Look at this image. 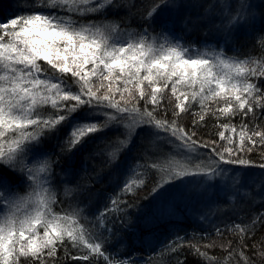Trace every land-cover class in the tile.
Instances as JSON below:
<instances>
[{"label": "snow or ice", "instance_id": "obj_1", "mask_svg": "<svg viewBox=\"0 0 264 264\" xmlns=\"http://www.w3.org/2000/svg\"><path fill=\"white\" fill-rule=\"evenodd\" d=\"M113 5L114 0H38L34 8L55 11L19 15L0 22V264H47L45 257L55 258L58 246L66 240L74 248L86 250L73 259L101 264V259L95 257L102 258V264H135L130 254L119 258L118 253L108 252L109 238L102 232L98 234L95 226L90 228L83 223L80 210L54 211L58 198L50 178L59 161L52 159L55 153L45 152L40 145L46 136L56 135L62 127L68 126L70 131L56 147L68 154L69 161L90 138L109 130L124 137L108 145L112 164L130 149L143 129L166 139L175 147V154L165 157L163 163L142 166L150 167L157 176L154 195L177 183L185 184L190 177L212 180L225 176L227 171L222 165L264 169V163L253 165L238 155L264 147V131L255 127L250 130L248 124H242L238 144L220 131V139L227 144L217 147V141L201 142L195 138L196 131L179 123L181 113L190 111L195 104H199L201 113L218 119L238 112L254 118L256 107L264 111L259 87L264 64L252 67L248 59L230 57L224 50H201L173 39L169 32L175 22L176 5L171 0L148 4L143 17L148 27L141 32L128 31L107 20L85 23L79 19L103 14ZM216 7L213 4L209 9ZM255 7L249 0H239L236 5L222 0L220 26L226 30L243 29L253 18ZM153 25L160 31L156 32ZM249 77H256V82H250ZM169 87L174 98V103L169 100L174 117L170 120L158 118L159 110L167 111L162 101ZM72 101L75 103H65ZM139 101H144L143 110ZM47 105L55 111H42ZM77 113L82 115L77 117ZM201 113H193L199 116V120H193L194 126L204 120ZM221 127L227 130L230 125L224 123ZM236 131L231 128L233 134ZM201 149H207V155ZM37 158L38 164H33ZM132 184L140 187L144 180H133L131 184L126 181L121 191H134ZM21 186L27 189L24 194H19ZM122 203V199L112 198L110 205L98 213L95 219L99 228L112 232L106 227L105 217L122 212ZM258 224H264V211L256 213L250 224L228 225L226 230H238L242 243L244 234L254 231ZM223 231L216 229L218 235ZM183 240L177 236L165 248L174 253ZM231 244L229 241L222 247L227 250ZM192 247L194 254L211 264L213 258ZM241 262L252 264L243 251L237 264Z\"/></svg>", "mask_w": 264, "mask_h": 264}, {"label": "trees", "instance_id": "obj_2", "mask_svg": "<svg viewBox=\"0 0 264 264\" xmlns=\"http://www.w3.org/2000/svg\"><path fill=\"white\" fill-rule=\"evenodd\" d=\"M135 1L140 4L143 9H139ZM198 2V8L191 12L187 9L184 10L181 7L173 8L174 24L170 25V32L174 35L177 28H181L184 31V35H178L181 40V44H191L195 45L196 48L201 50H224L228 56H235L239 59H248L250 61V66L259 67L264 64V0H249V2L256 5L253 8L254 16L248 20V23L241 30H237L235 27L231 30H226L221 27V15L219 11V5L222 0H195ZM154 2V0H114V5L106 9L103 14L88 15L81 19L83 22L95 21H111L119 23L120 26L128 31L141 32L144 28L148 27L147 22L143 19L147 5L146 3ZM176 0H171L172 4H175ZM224 2L236 5L239 0H224ZM38 0H0V22L6 23L9 19L16 18L19 15L36 14L40 12H49L55 10H49L46 8L33 7L37 4ZM217 5L216 8L210 9L209 12L206 11V7L209 8L210 5ZM10 14V15H9ZM9 15V16H8ZM156 32L160 29L153 25ZM178 32V31H177ZM170 35V34H169ZM248 37V39H245ZM254 62V63H253ZM44 64L43 61L40 62ZM256 77H249V81L255 83ZM259 87L262 89L260 94L261 101H264V77L259 80ZM76 90V89H74ZM174 99L171 95L165 93L162 104L167 111L163 109L159 110L158 118L173 119L172 115V105L169 100ZM65 103H75L65 102ZM143 106L144 101H139L138 106ZM149 109L152 108L151 104H148ZM212 107V105H211ZM215 108L216 105H213ZM212 107V108H213ZM46 113H51L55 111L50 105H47L42 109ZM193 113H201L199 104H195L190 111L181 113L179 117V123L182 124L187 129H193L196 131V139L201 142L204 141H217V147L227 144L226 140H221L219 137L220 131H225L226 136H231L233 140L238 144V139L236 138L241 130L242 124H248L249 129L264 131V111L259 107L255 108V117L249 114L247 117L241 115L239 112L234 116L229 117H219L213 116L210 113H201L204 115V120L199 123L198 126L193 125V120H199V116H194ZM77 117L82 115V113H77ZM228 123L230 125L229 129H223L222 124ZM258 126V127H256ZM236 128V134L231 132V128ZM143 129L134 139L138 138L142 134ZM69 127H62L56 135L46 136L44 142L40 147L48 153H55L52 156L53 160H58L53 168V174L50 178V186L55 192L58 203L53 206L54 211L60 212L62 209L76 208L80 210L82 222L86 223L88 227H96L97 232L103 233L105 237L113 239L115 243H111L112 246L107 243L106 250L110 253H118L119 258H124L131 255L135 264H209V261L205 258L200 257L198 254H194L193 245L201 252H206L208 257L213 258L211 264H237L239 261V253L241 251L252 261V264H264V224H258L254 231H250L244 234L243 242L241 243V233L237 231L229 232L226 230V226L220 225L225 220L235 221L239 217L238 221L245 219H252V217L260 212L264 211V199H260L262 192H257L256 194L252 192L251 188L248 187L247 193L244 195L238 194L232 198L229 203L227 201V194H229V189H224L221 193L213 189L211 194L207 196L209 200L208 214H214V220L220 222L217 226L212 228L205 226L206 223L194 220L190 215H175L171 216V210L175 207H183L186 203L170 201L175 197L185 196V200H195L196 197L191 199L187 193H182L178 191V195H174L172 192L170 197L167 199L169 202V207L165 209H154L152 210L151 200H148L149 192H152L154 183L156 182L157 176L154 170H148L142 167H138L133 175L128 174V170L134 165L139 164V161L132 159L129 154L130 150H135L138 141L135 140L134 147L125 150L121 153L119 160L116 164H112L109 159L106 163H103L100 156H107L101 154L98 151L100 145H105L110 143L112 136L115 135L113 130L107 131L106 134L97 133L94 138H90L76 153L72 156L71 161L68 160V154L62 153L56 145L63 141L65 136L69 134ZM106 137V138H105ZM239 138V137H238ZM258 140V138H255ZM247 143V142H246ZM252 147L251 144L247 145ZM157 151L160 148H155ZM168 149H166L167 151ZM136 151V150H135ZM156 152V151H155ZM239 154V153H238ZM243 155H239L244 159H248L253 162V165H259L264 163V147L257 146L253 151L248 152L243 151ZM162 163L161 160L157 161ZM88 166V171L84 172ZM117 167V169H114ZM254 167V166H251ZM80 172H79V171ZM106 172L114 173L115 177L110 180L105 179L104 174ZM147 172V175L143 173ZM76 173V175H75ZM143 179L144 184L140 187H136L132 184L134 191L124 193L121 190L125 186V182L128 181L130 184L133 180ZM105 186L106 195H98L97 186ZM216 185V184H215ZM26 187L21 186L19 188V194H24L26 192ZM120 198L124 203L120 205L123 209L122 212H113L107 217H105L107 224L106 227L111 228L112 232L109 233L102 228L98 227V221L95 217L99 212L103 211L106 206L110 205V200L112 198ZM154 197V194H153ZM184 198V197H183ZM183 203V205H181ZM199 200L196 199L191 203L193 212L197 211V204ZM140 206L148 207V219L141 211L138 209ZM202 213V211H201ZM218 213L220 216H218ZM87 218V219H85ZM192 221V222H191ZM196 221V222H195ZM199 222V223H198ZM226 222V221H225ZM134 224H139L140 227L137 232L133 231ZM176 224L178 228L176 231H180L179 237H183V244L176 252H170L165 248L168 244L170 238L169 230L167 225ZM228 226V225H227ZM225 229L222 234H217L216 229ZM136 229V227H135ZM42 232V229L40 230ZM163 234L166 237L165 241H161L159 245V250L155 251L150 249L148 243L145 241V237L151 234ZM153 233V234H152ZM205 234L206 238L202 237L200 234ZM122 234L126 235L127 241L123 244L119 243V239L124 241ZM138 243H134V240ZM174 240V239H173ZM171 240V241H173ZM134 241V242H133ZM231 241L232 244L225 250L223 245H228ZM121 242V241H120ZM211 242L214 243L212 248L201 249L199 246ZM217 242L220 245H217ZM166 243V244H165ZM122 249H120L121 247ZM67 249V251H65ZM233 249L236 251L232 256H229V252ZM86 250L82 248H74L69 241H65L64 245L58 246L57 254L55 258L45 257L47 264H89L87 261L73 259L74 256L79 257L85 254ZM25 258H21L24 261ZM101 259L102 258H95ZM242 264V262H241Z\"/></svg>", "mask_w": 264, "mask_h": 264}, {"label": "rangeland", "instance_id": "obj_3", "mask_svg": "<svg viewBox=\"0 0 264 264\" xmlns=\"http://www.w3.org/2000/svg\"><path fill=\"white\" fill-rule=\"evenodd\" d=\"M176 2L178 4H181V3L184 2V0H176ZM165 93L168 94V95H171L170 87H169V89H166ZM211 105L213 107V105H215V104L213 103ZM214 109L215 108L213 107V110ZM113 132H115V135H118L119 138H124V137L120 136V134L117 133L115 130H113ZM140 135L138 136V138L134 139V141L135 140L139 141ZM160 135H162V133ZM150 136H151L152 140L154 139L153 142L155 144H159L161 138H158L157 136H154V135H150ZM238 137L239 136H237L236 138L239 141ZM133 147H134V145L132 143L131 146H130V149L133 148ZM219 147H220V145H219ZM98 151L100 152V149H98ZM153 151L154 152L157 151L155 149V146H151V145L148 146L147 145L146 147H144L143 153L144 154H150ZM175 151H176V149L172 145V147L169 148V151H166V153L167 154H171L172 153V155H174ZM201 151L203 153H205V155H207V152H208L207 149H201ZM242 153L243 152H239L238 155H243ZM38 162H39V158L34 160L33 164H38ZM141 164L142 163L140 161H139V164H134L131 167L132 169L128 172V174L130 176L133 175L136 172L137 168H138L137 165H141ZM222 167L225 168L226 171H227V175H225V176L217 177V178L212 179V180H208L207 178L200 177V176L190 177V178H187L185 180V184L177 183V184L172 185V186L167 188L168 189V194H171L173 192L174 195L177 196L178 195L177 194L178 191H180V192H182L184 194L187 193L188 196L191 197V199L196 197V199L199 200V203H196L198 208H197L196 212L192 213V218L194 220L196 219L197 221H201V222L206 223L205 226L210 227V228H212L214 226H217L220 223V222H217L216 220H214L215 216H214L213 213L208 214V208L211 207V206H209L210 204H209V200L207 199V196H209L211 194V191L213 189H216V190H218L221 193L222 191H224V189L226 191V188L230 187L232 190L228 192L229 194H227V201L230 203L232 201L233 197H235L238 194L244 195L245 193H247L246 191H247L248 187L251 188V185H256L255 187H259V186L262 187L261 190H260V192H262V194H261V196H258V197H260V199H264V169H260L257 166L251 167V166H241V165H222ZM87 168H88V166L86 167L84 172L81 171V174H85V172L88 171ZM133 169H134V172H133ZM75 175H76V173H75ZM189 180L191 181L190 183H189ZM217 182L220 183L221 185L224 184V186L222 187L223 189L216 188L215 184ZM185 185H187V186H185ZM258 192H259V190H258ZM183 197L185 198V196H182V198ZM182 198L175 197L173 199H182ZM185 199L183 201H180V202L186 201L185 203L186 204L189 203L190 207H191V203L196 200L195 199V200H191V202H188V200H185ZM181 205H183V203ZM185 207H188V206H185ZM201 211H202V213H201ZM218 216H220L219 213H218ZM239 217H237L235 221H233V220H225L226 222L224 221L220 225H223V226L234 225V224L247 225V224H250V222L252 220V219H245V220H242V221H238ZM172 227H173L174 231L176 230V228H178V226L176 224L167 225L168 230L171 229ZM159 235H161V234H159ZM154 236H157V234H154ZM162 237H164V236H162ZM164 239H165V237H164ZM108 240L111 243H115V241H116V239L115 240L108 239ZM153 240H154V238H153V236L151 234H149V235H147V237H145V241L148 243L150 248H152V246H153ZM134 241H133L134 243H138L137 240H134ZM213 244L214 243L207 242V243H205V244H203L202 246H199V247L201 249H205L206 250L209 247L212 248ZM207 245H211V246H207ZM217 245H220V243L217 242ZM120 249H122V247Z\"/></svg>", "mask_w": 264, "mask_h": 264}, {"label": "bare ground", "instance_id": "obj_4", "mask_svg": "<svg viewBox=\"0 0 264 264\" xmlns=\"http://www.w3.org/2000/svg\"><path fill=\"white\" fill-rule=\"evenodd\" d=\"M135 2L138 3L139 1L138 2L135 1ZM139 3L137 4L138 6H139ZM143 3L144 2L142 1L140 4H143ZM148 4L149 3H146L147 6H148ZM198 4L199 3L196 2L195 0H184V2L181 3L180 5H181V8L182 9H184V10L187 9L188 11L193 12V11H195L198 8V6H199ZM139 9H143V8L141 6H139ZM206 11L209 12L210 9L206 7ZM176 33L178 35H182V36L184 35V31L181 28H179V27L177 28ZM245 39H248V37H246ZM183 45L190 46L191 44H185L184 43ZM139 107L141 108V110H143V106H140L139 105ZM150 135L151 134L149 133V130L146 129L145 131H143L142 134L139 137V141L137 143V147L135 148L136 151L135 150H131L129 156L132 159H135L137 162L140 161L144 165L145 164H149L150 165L152 162H157L158 160H161V162L163 163V160H164L165 157H167L169 155H172V153L171 154H167L166 153V149H168L167 151H169V148H171L172 145L169 144L166 139H162V138L160 139L159 144H155L153 142L154 139L152 140ZM162 135H164V134L162 133ZM162 135H160V136L163 137ZM117 137H118V135H113L112 136V139H116ZM108 145H109V143L108 144H105V145H100L99 146L100 147L101 154L107 155V156H100V158L103 161V163H106L107 160L109 159L108 152L111 149H110V147ZM147 145L148 146L149 145L155 146V148H160V150L159 151H156V152L153 151L150 154H144L143 153V150H144V147H146ZM114 169H117V167H114ZM131 169L132 168H130L128 170V172ZM148 170L150 171L151 168L148 167ZM104 176H105V179L110 180L111 178H114L115 177V174L114 173H110V172H106L104 174ZM218 182L216 183V188L223 189L222 187L224 186V184L221 185ZM255 186L256 185H253V187L251 188V190H252V192H254L256 194H259L257 192H258V190L260 191L262 187L261 186L255 187ZM96 189H97L98 195H101V192L104 191L103 192V195L107 196L106 195V189L107 188L105 186H103V185L102 186H99L98 185L96 187ZM226 189H229V191L232 190L230 187H228ZM168 197H170V195L168 194V189L167 188L164 191H162L159 195H154V197H153L152 192H149V194H148V200H151L152 207H153L152 210L157 209V208H159L160 210L161 209L167 210V208L169 207V202L167 203ZM184 199L185 198H182V199H172L171 200L169 198L168 200L180 202V201H183ZM188 202H191V200H188ZM185 206H188V207H185ZM138 210L141 211V213L144 214V216L146 218V222H145V224H146L147 223V219H148V214H147L148 207L147 206H140V208ZM192 213H193V210H192V207H190L189 203L185 204L183 207H180L179 206V207H175V208H173V210H171V214H172L171 216H175V215H190V216H192ZM80 218H81V221H82V217H80ZM134 225L135 226H133V231L137 232V230L139 229L140 225L139 224H134ZM135 227H136V229H135ZM171 229H169V234H170V236L172 238H170L168 241H166V243L169 242V241H171V240H173V239L175 240L176 237L179 236L180 231H176V230L174 231L173 227ZM159 234H160V232H157V236H154L153 237L154 238V240H153V246H154V248H157V249H154L153 247L150 248V249H152V250L154 249L155 251L159 250L160 249L159 248L160 242L161 241L162 242L165 241L166 237L164 239V237H162L163 235L162 234L159 235ZM200 235H202V237H204V239L206 238V236H204L205 234H202L201 233ZM122 237H124V241L122 239H119V243H121V244H123V243H125L127 241L125 234H122ZM108 244L110 245V247L112 246V244L110 242H108Z\"/></svg>", "mask_w": 264, "mask_h": 264}]
</instances>
